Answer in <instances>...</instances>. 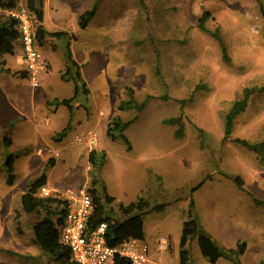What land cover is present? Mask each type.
Here are the masks:
<instances>
[{"label":"rangeland","instance_id":"rangeland-1","mask_svg":"<svg viewBox=\"0 0 264 264\" xmlns=\"http://www.w3.org/2000/svg\"><path fill=\"white\" fill-rule=\"evenodd\" d=\"M16 3L15 11L26 9V0ZM261 7L264 0H44L43 28L65 35L40 45L49 68L38 86L18 75V59L0 71V264H55L34 243L37 218L21 211L42 175L62 200L83 187L107 194L119 221L120 205H164L143 217L153 264H181L190 220L225 255L246 247L238 263L216 264H264V152L248 147H264ZM86 11L93 17L80 30ZM8 12L0 9V21ZM67 47L80 83L74 74L64 78ZM76 85L70 108L59 105ZM246 89L253 90L246 110L228 132L226 117ZM117 119L129 124L114 139L107 131ZM87 133L96 146L76 141ZM185 249L188 264H212L197 236Z\"/></svg>","mask_w":264,"mask_h":264},{"label":"trees","instance_id":"trees-1","mask_svg":"<svg viewBox=\"0 0 264 264\" xmlns=\"http://www.w3.org/2000/svg\"><path fill=\"white\" fill-rule=\"evenodd\" d=\"M16 0H10L9 3L0 2V9L3 11H11L16 9ZM43 8L44 0H26V9L36 17L38 23L43 22ZM261 11L264 14V8L261 7ZM93 17V13L86 11L81 14L78 18L79 28L85 30L88 26L90 19ZM19 21L8 16L0 21V71L4 69L6 63L3 60L6 55H14L15 44L20 43V33H19ZM37 43L40 46L43 45L44 38L46 35L60 39L65 35V33H54L48 34L42 26H38L37 29ZM68 57V68L64 74V78H70L72 74L75 76V80L81 82V76L79 73V65L74 61L70 48L67 47L66 51ZM74 72V73H73ZM17 75V74H16ZM19 76L26 78V73L21 72ZM17 75V76H18ZM78 83V84H79ZM83 85V84H82ZM84 93L88 94L86 85H83ZM78 86H75V94L71 99L63 100L59 102V105H64L70 108V103L78 95ZM252 89H246L242 99L236 101L230 113L227 115V131L230 132L233 129V123L235 119L246 110L247 99L250 94H252ZM129 122L123 123L120 120H114L110 124L107 134L112 136L114 139V131L119 130L122 132ZM68 128L64 129L59 135V139L65 137ZM122 137V135H119ZM245 146H248L245 141H241ZM264 146V145H263ZM253 152H264V147L259 146H248ZM97 153L91 151L89 153V162L95 166ZM104 158L102 157V160ZM14 159L9 157L6 162V167L10 173L13 171ZM51 164L54 163L53 160L50 161ZM13 176H9L7 184L13 185ZM47 185V178L42 175L33 184H31L28 192L22 196L21 199V211L27 215H33L37 218V223L33 227L34 243L39 246V248L53 260L55 264H79L73 259L72 252L69 247L64 246L60 242V229L64 224L65 217L68 212V202L62 200L56 196L44 197L39 194L40 188ZM96 183L94 184V186ZM88 193L92 197L94 203V212L90 219L89 228L95 229L101 224H107L106 232V243L109 247H117L127 240L144 241V220L143 217L150 214L151 212L161 213L163 212L165 206L159 205L151 208L150 205L143 200L137 203H131L128 206L120 205L119 213L124 217L123 220L119 221L114 219L113 216L109 215L110 212L107 206L113 203V199L107 194L104 198H101L99 192L94 188H89ZM21 214L16 215V220H19ZM19 231L20 228H19ZM198 237V244L201 249V253L206 257L210 263L216 264L219 259L226 258L229 261L238 263V258L245 254L246 247L242 244L238 246L237 251H230L225 255L215 241L205 235L200 233L199 226L195 220H190L184 223L181 241H180V261L181 264H188L189 262V251L186 248L188 239L191 237ZM237 258V259H236ZM112 264H133L130 259L116 256Z\"/></svg>","mask_w":264,"mask_h":264},{"label":"built area","instance_id":"built-area-1","mask_svg":"<svg viewBox=\"0 0 264 264\" xmlns=\"http://www.w3.org/2000/svg\"><path fill=\"white\" fill-rule=\"evenodd\" d=\"M7 15L19 21L23 71L30 84L37 87L46 63L37 43L36 17L27 9L11 10ZM78 142L89 146L97 145V139L92 133H87ZM39 194L44 197L52 195L46 186L40 188ZM66 201L68 212L60 229V242L70 248L77 263L112 264L114 258L119 256L130 259L133 264H153L148 245L127 240L117 247H109L106 243L107 224H101L95 229L89 228L94 203L88 189L83 187L72 192Z\"/></svg>","mask_w":264,"mask_h":264},{"label":"crops","instance_id":"crops-1","mask_svg":"<svg viewBox=\"0 0 264 264\" xmlns=\"http://www.w3.org/2000/svg\"><path fill=\"white\" fill-rule=\"evenodd\" d=\"M43 13H44V8H43ZM44 18H45V13H44V17H43V22L40 24L42 27H43V23H44ZM81 30V29H80ZM48 37V35H46V37L44 38V42H45V40H46V38ZM44 45V44H43ZM41 48V47H40ZM12 58L11 60H13L11 63H10V61L11 60H9L8 61V59L7 58ZM14 59H18L19 61H21V63H22V49H21V44L20 43H16L15 44V53H14V55H6V56H4V58H3V60L5 61V63H6V65H5V68H7V69H9V70H11V67H13L12 69H14L16 66L14 65L15 64V60ZM23 65V64H22ZM49 68V64H47L46 63V68H45V70L46 69H48ZM23 69H24V66H23V68L20 66V69L19 70H17V71H22V72H24L23 71ZM48 120V119H47ZM50 131H52V132H56V131H54V130H50ZM80 138H78L76 141L78 142V140H79ZM80 143V142H79ZM84 144V143H83ZM47 187V186H46ZM48 188V187H47ZM72 192H74V191H72ZM109 211V210H108ZM139 242V241H138ZM141 243H144V244H146V245H148L149 246V248H150V250L153 248V246L151 245H149V243L146 241V239L144 240V241H140ZM159 245V244H158ZM156 249L158 250V246L156 247Z\"/></svg>","mask_w":264,"mask_h":264}]
</instances>
